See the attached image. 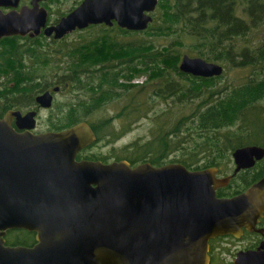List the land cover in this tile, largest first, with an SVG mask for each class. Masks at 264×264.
I'll return each mask as SVG.
<instances>
[{
    "label": "water",
    "instance_id": "obj_1",
    "mask_svg": "<svg viewBox=\"0 0 264 264\" xmlns=\"http://www.w3.org/2000/svg\"><path fill=\"white\" fill-rule=\"evenodd\" d=\"M0 0V39L46 36L61 39L90 24L144 30L158 0H84L57 24L48 25L41 0ZM184 73L221 76L224 66L184 54ZM57 90V88H55ZM52 105L50 92L37 97ZM17 116L18 132L11 126ZM36 112L0 117V264H210L209 242L241 237L264 216V177L246 190L219 197L239 171L264 158V146L246 145L232 153L233 174L219 168L189 169L178 162L132 165L77 161L96 141L91 126L79 122L62 130L35 133ZM27 124L22 125L21 121ZM37 233L33 248L4 245L8 228ZM235 264H264V240L241 250Z\"/></svg>",
    "mask_w": 264,
    "mask_h": 264
},
{
    "label": "trees",
    "instance_id": "obj_2",
    "mask_svg": "<svg viewBox=\"0 0 264 264\" xmlns=\"http://www.w3.org/2000/svg\"><path fill=\"white\" fill-rule=\"evenodd\" d=\"M242 5L243 0H199L188 2L185 9L176 6L173 12L170 8L157 16L148 29L136 32L138 36L132 42L118 38L119 34H127L126 30L104 26L92 36L76 33L78 36L70 42L63 38L53 48L45 36L4 37L0 39V108L7 79L29 84L35 80L33 73L44 72H50L49 76H42L46 82L70 81L76 84L74 90L82 94L78 104L63 111L65 119L53 130L87 120L101 140L105 136L103 126H110L116 118L135 123L154 111V103L159 99L191 105L188 113L161 122L162 117L174 113L176 104H171L156 119L153 140H137L115 158L126 159L132 165L178 162L189 169L216 166L219 175L226 176L236 148L248 144L264 146V37L255 44L238 43L253 29L264 27V10L253 6L245 19L238 11ZM65 13L61 11L58 17ZM19 38L30 42L18 43ZM42 39L49 42L42 43ZM188 40L199 43L196 56L222 64L224 73L206 78L181 71L182 56L188 54L181 46ZM156 43L171 44L158 47ZM124 63L128 64L126 69ZM98 65L102 66L95 70ZM232 70L244 74L220 83ZM10 71L13 75L8 76ZM142 76L146 77L142 83L131 82ZM41 87L37 83L28 91ZM120 99L129 100L116 116L108 117L100 125L91 120L94 112ZM125 131L119 130L116 136ZM173 153H178V157L169 159ZM262 176L264 159L253 174L241 171L228 186L219 188L217 195L238 194Z\"/></svg>",
    "mask_w": 264,
    "mask_h": 264
},
{
    "label": "flooded vegetation",
    "instance_id": "obj_3",
    "mask_svg": "<svg viewBox=\"0 0 264 264\" xmlns=\"http://www.w3.org/2000/svg\"><path fill=\"white\" fill-rule=\"evenodd\" d=\"M30 1L31 0H27L24 2L21 1V5H23V4L30 5ZM61 1H63V0H41L40 1V5L45 7L48 11V25L57 24L63 16H65L68 13H70L71 11H73L84 0H74L73 5L68 10H66V13L64 15L58 17V19H56V20H52L51 19L52 7ZM195 1L199 2V0H158L155 10L146 12L148 15L152 16V18H153V20L149 23V26H151L155 23L157 16H159L160 14L166 13L167 10H169L170 8H171V11H173V12H174L176 6H178L179 8L182 7L183 9H185V5L188 2L194 3ZM253 6H257V9H259V10H264V0H243L242 8H240L238 10L239 14L243 15V17L245 19H247L246 13L248 11H250V9ZM242 11H243V13H242ZM102 26L108 27V28H114V29H116V28L124 29L128 32L126 35H136L135 33L138 32V30H131L128 28L121 27L118 25V23L116 21H113V25H109L106 23L90 24L86 28L74 30L73 32L67 34L63 38H68L69 36L76 34V33H84V34H88V36H92V35L97 34V32L102 31ZM149 26L146 29H148ZM146 29H144V30H146ZM144 30H139V31H144ZM90 31H97V32L90 34V33H88ZM100 35H102V34L100 33ZM26 36H29V35H26ZM38 36L47 37V40H49L51 43H59V40L63 39V38L55 39L54 36H46L43 32ZM125 42H128V41H125ZM129 42H132V40ZM166 46H168V45H166ZM127 65L128 64H126V63L123 64L125 69H126ZM101 66L102 65H98L95 68V70H99L101 68ZM11 67H12V65L9 66L8 68L11 69ZM116 68H118V67H116ZM10 72L11 73H9L8 76L13 75V72L12 71H10ZM32 75L35 77V80L30 81L29 84H27V81L23 83V82H18V81L16 82V81L11 80V79H7L6 82H4L5 86L3 88L4 94H3V98H2L4 104H3L2 109L0 108V110H2L0 113V117H5L9 112H12V111H19V112H21L22 116H25L27 113L34 111V112H36V116H35L36 128L33 130V132L40 133V132L51 131V130H53L51 128L54 125L58 124L59 123L58 121L60 120V119L55 120L52 116V111H51L52 108L57 105L58 94H60L62 91H67V90H70L71 88L76 87V84L74 85L70 81L64 82L63 80H57V79H54L53 81L51 80V81L46 82L45 78H43L42 76L45 77V76H49V75H46L45 73H33ZM65 75H67V74H65ZM20 76H23V74ZM137 78L138 77H134L133 80H131V82L134 83V80L136 81ZM17 83L21 84V87H18ZM37 83H40L42 87L36 88L34 91L29 92L28 89H30L32 86L35 87L37 85ZM25 87H26V89H25ZM55 88H57V90ZM46 92H50L52 95V105L50 107H44L40 103H38V101H37V97L43 93H46ZM73 105H76V103ZM68 106H70V105L65 104L64 107H68ZM59 107H61V106H59ZM64 109L65 108L61 107V110H62L61 112L65 111ZM45 111H47V113H48V115H46V116H44ZM49 112H50V114H49ZM42 119H43V121L45 120L47 122L44 130H40L38 128V127H40V123L42 122ZM82 121L87 122L91 126V128L93 129V131L95 133L96 141L93 142L92 144L88 145L87 147L83 148L81 151H79L77 153L76 160L77 161H83V160L102 161L103 163H110L112 161L117 160L115 158V155H116L115 149L113 151H110V152L109 151L103 152V150H101V151L95 150L94 151V148H96L98 143H100V142H104L105 147L111 143H114L116 141V138H117L116 133H114L113 131H108L109 132L108 133L107 132L108 127L103 126L102 128H103L105 136L101 140H98L97 133L94 130L93 126L87 120H81L79 122H82ZM113 122H114V120H112L110 122V125L113 124ZM21 124L26 125L27 121L23 120V121H21ZM11 126L15 130H17L18 132H24L26 130L25 128L19 127L17 116H14L12 118ZM248 145H256V144H248ZM263 159L264 158H262L261 160H258L253 167L243 169L241 171H246L249 175L253 174L254 170H257L260 168ZM119 160H121V159H119ZM235 167L236 166L234 163L233 171L231 173H229L228 175L233 174ZM241 171H239L238 173H240ZM235 176H233V177H235ZM262 177H264V176H262ZM261 178H259L258 180H260ZM248 179H249V176H248ZM258 180H256V181H258ZM256 181L252 182L250 185L245 187L244 190L249 188ZM36 235H37V233L35 231L29 230L27 228H17V227L8 228L5 230L4 235H3L4 245L10 246V247L21 246V247L33 248L37 244ZM249 237L251 238V242L249 244H247L246 247L238 249L236 252L231 251V247H229L231 245L230 239H249ZM262 240H264V216L260 218V221L254 230L250 231L248 229H244L242 236L239 238H237L233 235H225V236H218V237L211 239L209 242L210 264H212V262H213L214 254L219 250H223V251L225 250V251H228L231 253L233 252L234 257L232 259V264H235L234 259L236 258L237 253L239 251L248 250V249H257L258 246L260 245V243L262 242Z\"/></svg>",
    "mask_w": 264,
    "mask_h": 264
},
{
    "label": "rangeland",
    "instance_id": "obj_4",
    "mask_svg": "<svg viewBox=\"0 0 264 264\" xmlns=\"http://www.w3.org/2000/svg\"><path fill=\"white\" fill-rule=\"evenodd\" d=\"M27 1V0H22ZM74 0H63L56 5L52 7V15L51 19L55 20L61 11H66L68 10L72 5H73ZM97 31H90L88 33H96ZM78 36V34H73L67 38V42H70L71 40L75 39ZM138 35H126V34H119L118 38L123 41H131L135 38H137ZM264 37V27L263 28H255L253 29L246 38H241L238 40V43H241L240 45L243 44H255L259 43L260 40ZM30 41L26 39L19 38L18 43H29ZM42 43L49 42L47 40L42 39ZM161 44H171V43H156L158 47H160ZM184 45L181 46V49L185 51V53H188L192 56H196L199 43H191L190 40L187 41V43H183ZM50 46L57 47L59 46L58 43H51ZM228 70V69H227ZM46 75H50V72H44ZM241 74H244L242 71H237V70H232V71H227V74L225 75L226 78L220 79L219 82L224 84L228 79L231 81L232 79H237L238 77L241 76ZM146 77H138L137 80H134V83H142L143 80H145ZM79 96H82L79 91H75L74 88H71L70 90L67 91H62L60 94H58L57 97V105L52 108V116L55 120H59L58 122L61 123L63 119H65V116L63 113H65L68 108L73 105V104H78V99ZM127 100L129 99H120L117 101H113L109 105L105 106L104 108L96 111L93 113V116L91 117V120L93 122H96L97 125H100L103 120L107 119L110 116H116L117 113L120 112L122 109L123 105L127 103ZM65 104H68L70 106L64 107ZM171 104H176V107H174V113L171 115L164 116L160 119L161 122H166V119L168 120L169 118L176 119L183 113H188L189 111L192 110L191 105H186V104H181L178 105L179 103H173L172 100H162L159 99L154 103V106L156 107L155 110L150 111L148 116H143L141 117L137 122L129 124L130 120L127 118H121V119H113L114 122L107 128L108 131H113L114 133H117L119 130H122L123 128L126 129L125 133L122 134L121 136L116 138V141L114 143H111L107 145L106 147L104 146V142L98 143L97 147L94 148V151H101L103 152H110L115 149L116 154L122 155L124 154V148L131 143L140 140L141 143H145L146 141L153 140L152 136V131L155 129V123L156 119L160 117L163 113H165V110L169 109L171 107ZM64 105V106H63ZM65 108V112H61V107ZM164 111V112H162ZM44 116L48 115L47 111L44 112ZM50 114V112H49ZM46 121L42 119V122L40 123V127H38L40 130H44L46 127ZM106 130V129H105ZM109 133V132H108ZM131 152V151H128ZM178 153H173L170 155L169 159L177 158ZM231 165L229 167V170L227 173H230L234 167V161L233 158L231 160ZM224 175V173H220V176ZM231 245V251L236 252L238 249L244 248L251 242V238L249 239H230ZM233 252H228V251H223L219 250L214 254L213 262L212 264H232V259H233Z\"/></svg>",
    "mask_w": 264,
    "mask_h": 264
}]
</instances>
